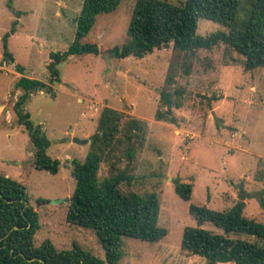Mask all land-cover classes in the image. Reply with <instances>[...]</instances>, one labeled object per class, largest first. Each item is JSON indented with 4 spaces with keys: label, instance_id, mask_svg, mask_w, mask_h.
Returning <instances> with one entry per match:
<instances>
[{
    "label": "rangeland",
    "instance_id": "374dc122",
    "mask_svg": "<svg viewBox=\"0 0 264 264\" xmlns=\"http://www.w3.org/2000/svg\"><path fill=\"white\" fill-rule=\"evenodd\" d=\"M9 1L18 15L8 7ZM83 2L0 0V174L27 187L30 205L39 215L37 246L49 239L57 250H69L76 243L104 259L94 232L66 220L76 187L73 163H83L87 157L105 108L144 120L146 140L127 168L133 180L122 191L156 194L159 225L168 234L158 243L123 238L119 264H206L181 248L184 229L198 223L175 185L192 183V202L214 210H227L242 199L245 215L264 223V68L245 72L242 58L224 44L194 57L173 46L143 59L111 57L110 50L128 40L136 2L123 0L113 13L97 17L85 40L97 42L100 54L71 56L59 66L61 82L54 86L55 98L42 91L26 105L32 122L42 127L51 143L47 154L62 163L56 175L37 171L28 134L12 127V108L22 94L17 83L23 76L48 81V55L64 52L74 42ZM252 3L240 0L236 27L248 22ZM14 21H18L16 33L9 39L14 62L9 63L3 58L2 39ZM219 31L229 29L205 19L198 22L201 36ZM169 76L172 85L167 83ZM176 89L185 93L182 107L171 110L177 123L158 122L157 111L167 110L161 92ZM177 100L174 96L171 101ZM121 152L116 150L115 157ZM115 160L101 164L100 181L111 176ZM121 161L117 167L125 170L127 161L123 157ZM203 228L220 232L211 223Z\"/></svg>",
    "mask_w": 264,
    "mask_h": 264
},
{
    "label": "trees",
    "instance_id": "16d2710c",
    "mask_svg": "<svg viewBox=\"0 0 264 264\" xmlns=\"http://www.w3.org/2000/svg\"><path fill=\"white\" fill-rule=\"evenodd\" d=\"M123 0H84L74 42L64 52H51L46 60L48 81L22 77L18 89L22 91L12 108V127L29 136L32 166L37 171L56 175L62 163L47 154L51 143L41 126H36L25 110L33 94L45 91L52 98L54 86L61 82L59 66L71 56L99 55L95 41L86 42L96 24L97 17L116 11ZM240 0H185L179 4L167 0H136L129 26L128 40L110 50L116 59H143L155 50L173 46L185 56L194 57L201 50L212 51L220 44L237 53L245 72L264 68V0H253L250 19L236 27ZM8 7L13 10L11 1ZM14 11V10H13ZM16 15L19 13L14 11ZM205 19L217 23L228 32H215L206 37L197 34L198 22ZM14 21L3 39V58L14 62L9 50V39L16 33ZM22 71V70H21ZM187 75L190 74L186 71ZM168 85L173 77L167 78ZM182 89L161 92L166 111H157L158 122L177 123L171 114L173 108L182 107ZM179 98L172 103L173 97ZM148 124L144 120L126 117L112 108H105L99 120V132L91 140L90 151L83 163H73L72 177L75 191L70 199L67 222L75 227L94 232L105 251V258L74 243L69 250H57L47 239L36 245L40 229L39 215L30 205L27 187L6 175L0 174V264H119L122 259V239L131 238L158 243L168 234L159 225L160 200L154 193L140 195L134 191L123 192L133 176L127 168L137 151L144 145ZM116 150H122L115 157ZM127 161L125 170L117 167ZM112 161L111 176L99 179V169L104 161ZM192 183L175 185L176 194L189 204V213L197 227H186L181 248L191 255L206 260V264H264V223L245 215L246 203L238 200L227 210H214L192 202ZM264 207V199L261 200ZM211 223L220 232L204 229Z\"/></svg>",
    "mask_w": 264,
    "mask_h": 264
}]
</instances>
